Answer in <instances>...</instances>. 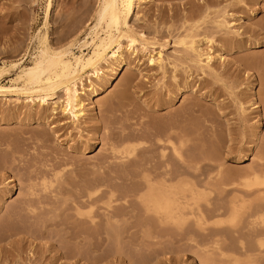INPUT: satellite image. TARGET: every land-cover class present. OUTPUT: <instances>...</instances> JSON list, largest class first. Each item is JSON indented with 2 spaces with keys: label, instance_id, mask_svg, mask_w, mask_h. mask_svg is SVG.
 Listing matches in <instances>:
<instances>
[{
  "label": "rangeland",
  "instance_id": "1",
  "mask_svg": "<svg viewBox=\"0 0 264 264\" xmlns=\"http://www.w3.org/2000/svg\"><path fill=\"white\" fill-rule=\"evenodd\" d=\"M97 7L98 0H0V65L5 68L0 85L13 89L0 96V264H93L83 242L73 247L55 234L62 231L67 214H72L61 205L62 198L94 183L99 184L98 193L130 188L131 184L116 176L132 173L135 166L113 163L107 137L123 127L126 131L144 128L157 104L168 103L158 109L162 115L193 107L195 111L188 116L191 136L201 115L203 136L190 154L209 158L199 164L206 168V178L213 180L221 163V172L240 177L263 162L264 43L256 48L253 42L264 38V0H142L128 19L135 42L121 40L125 64L115 73L109 51L98 65L101 78L89 69L81 72L75 87L86 114L77 121L63 111V89L41 101L37 94L42 92L12 80L23 67L32 65L43 34L54 47L87 39L97 21ZM103 27L101 23L96 30ZM187 35L185 43L193 37L197 52L179 42ZM70 49L79 54L76 44ZM90 49L86 47L83 53ZM110 50H115L114 44ZM207 51L214 55L210 68L203 60ZM198 52L203 54L200 61ZM158 53L164 59L162 66L149 61V56ZM252 102L258 106H251ZM242 155L245 158L235 162ZM61 168L59 186L55 181L44 191L42 177L51 179ZM213 190L209 196L199 195L197 203L227 200L218 195L226 188ZM250 197L241 212L260 204L253 194ZM53 210L60 216V226H45L43 221ZM251 219L242 213L223 232L226 255L215 245L200 244L195 235L181 242H141L134 257H123V261L101 257L98 264H264V240L249 232ZM195 229L190 226L182 233ZM39 230L47 236H34ZM73 231L81 233L82 228ZM51 232L52 237L48 236ZM137 235L139 241L141 231ZM156 250L162 252L145 257ZM56 253L61 256L53 257Z\"/></svg>",
  "mask_w": 264,
  "mask_h": 264
},
{
  "label": "bare ground",
  "instance_id": "2",
  "mask_svg": "<svg viewBox=\"0 0 264 264\" xmlns=\"http://www.w3.org/2000/svg\"><path fill=\"white\" fill-rule=\"evenodd\" d=\"M141 1L98 0L95 13L97 21L87 35L89 40H77L66 46L54 47L49 43L47 35L43 34L38 39L32 65L23 67L12 81H21L23 85L31 86L33 91L42 92V95L37 94L41 101L52 95L56 89H63L66 97L63 111L71 113L78 121L86 114L83 100L75 87L82 76L81 72L89 69L96 74L97 79L101 78L98 65L107 59L109 51L116 63L115 73L125 64L121 40L126 38L130 44L135 42L129 34L128 19ZM101 23H104V27L98 32L96 28ZM188 36H184L179 42L197 52L193 37L185 43ZM263 43L264 38L254 41L253 45L257 48ZM75 44L79 49V54L76 55L70 49ZM113 44L115 50H110ZM88 46L91 49L84 54L83 50ZM202 55L198 52V61ZM204 56L205 66L210 68L214 55L207 51ZM149 61L162 66L164 59L158 53L157 57L149 56ZM4 72L5 68L0 65V76ZM12 90L11 85H0V96L11 94ZM92 93L97 95V90L93 89ZM255 103H251L254 108L258 106ZM166 105L168 103L164 102L153 108L144 128L129 127L126 131V127H123L107 137L113 163L126 165L132 162L135 166L132 173L121 172L116 176L121 178L122 183L131 184L130 188L124 191L114 188L98 193L99 184L94 183L62 198L61 205L66 206L64 208L67 210L70 208L72 214H67V218L63 220L62 231H55V234L73 247L83 242L87 246L86 257H92L93 264H98L101 257H114L119 261H123V257H134L132 254H137V247L141 242L152 245L161 244L166 239L181 242L184 238L193 240L195 235H199L197 242L200 244L215 245L221 254L226 255L223 252L227 248L223 241V232L235 225L242 213L247 218H252L249 222L251 235L260 241L264 240V189H260L264 184V158L258 169L246 172L240 177L239 174L233 176L230 172H221V163L216 177L213 180L206 178V168L199 164L209 158L190 154L192 146L196 141H201L203 136L201 115L199 114V126L191 136L188 116L195 109L188 107L173 115L170 112L167 115L158 114V109L166 108ZM200 112L204 114L202 110ZM244 158L242 155L235 162L238 163ZM62 171L63 168L56 170L51 179L43 176L40 181L42 189L47 191L55 181H58V187L61 183L59 179L63 176ZM29 187L33 188V185L30 184ZM216 188H226L218 195L228 197L227 200L218 198L217 201H207L203 205L197 203L199 195L209 196ZM33 194L31 191L30 195ZM252 194L260 204L255 208L248 206L241 212L242 207L250 203ZM117 200H122L123 204H112ZM29 210L33 211V207H29ZM58 216L53 210V214L44 219V225L52 223L51 225L60 226ZM78 226L82 228L81 233L73 231ZM190 226L196 229L190 234L182 233ZM138 231H141L139 241ZM52 235L53 233L48 236ZM34 236L42 238L47 236V232L39 230ZM110 242L115 243L111 249ZM161 252L162 250H156L145 254V257ZM74 255L69 254L71 257ZM60 256L61 253H56L53 257ZM65 256L68 254L65 253Z\"/></svg>",
  "mask_w": 264,
  "mask_h": 264
}]
</instances>
